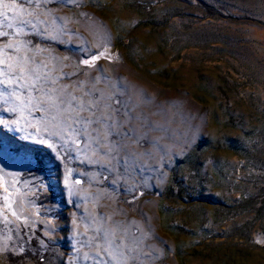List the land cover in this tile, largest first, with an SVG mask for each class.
Returning a JSON list of instances; mask_svg holds the SVG:
<instances>
[{"label": "rangeland", "instance_id": "374dc122", "mask_svg": "<svg viewBox=\"0 0 264 264\" xmlns=\"http://www.w3.org/2000/svg\"><path fill=\"white\" fill-rule=\"evenodd\" d=\"M19 2L0 48L112 119L66 143L0 85V264H116L97 229L121 264H264V0Z\"/></svg>", "mask_w": 264, "mask_h": 264}, {"label": "snow or ice", "instance_id": "6c2138e0", "mask_svg": "<svg viewBox=\"0 0 264 264\" xmlns=\"http://www.w3.org/2000/svg\"><path fill=\"white\" fill-rule=\"evenodd\" d=\"M30 3L31 0H24ZM23 4L19 0H0V38L10 35L19 36L23 34L22 26L31 25V20L25 19L23 15ZM11 12L13 15L9 16ZM31 15V13H28ZM12 30L11 32L5 30ZM25 45L23 42H6L4 47L0 48V85H6L11 88L7 93L9 97L15 98L19 104H14L9 109L12 113L19 112L23 118L25 109L34 108L45 113L43 126L45 131H49L52 136H57L66 143L74 140L76 136L90 137L89 128L94 124H100L104 121L111 120V114L105 115L100 111V100L92 97V93L84 91L83 95L77 97L67 88H56V77H53L52 70L47 69V65L37 62L33 57L21 55ZM11 50V51H10ZM15 85V87H12ZM24 90L27 95H24ZM78 90H82L79 89ZM35 93V95H34ZM4 95L3 89L0 88V96ZM111 109V104L106 105ZM114 111H118L115 109ZM87 113L88 115H83ZM19 119L15 123H19ZM111 127L112 125H108ZM37 128V131H40ZM67 133V136L65 134ZM7 200V196L5 197ZM15 215V213H13ZM101 241L99 245L100 252L106 253L110 260H115L116 264H121L124 252L127 246L118 242L115 231H106L97 229V235L89 241ZM99 255V252L97 253ZM87 258V256H86ZM107 264V261H105Z\"/></svg>", "mask_w": 264, "mask_h": 264}]
</instances>
